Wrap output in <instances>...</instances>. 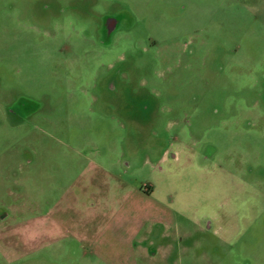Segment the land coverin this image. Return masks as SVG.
I'll use <instances>...</instances> for the list:
<instances>
[{
  "label": "rangeland",
  "instance_id": "rangeland-1",
  "mask_svg": "<svg viewBox=\"0 0 264 264\" xmlns=\"http://www.w3.org/2000/svg\"><path fill=\"white\" fill-rule=\"evenodd\" d=\"M7 213L0 264H264V0H0Z\"/></svg>",
  "mask_w": 264,
  "mask_h": 264
},
{
  "label": "flooded vegetation",
  "instance_id": "flooded-vegetation-1",
  "mask_svg": "<svg viewBox=\"0 0 264 264\" xmlns=\"http://www.w3.org/2000/svg\"><path fill=\"white\" fill-rule=\"evenodd\" d=\"M118 20L110 19L107 22L108 31L110 32L117 26ZM8 218V213L5 216H0V222L5 221Z\"/></svg>",
  "mask_w": 264,
  "mask_h": 264
}]
</instances>
